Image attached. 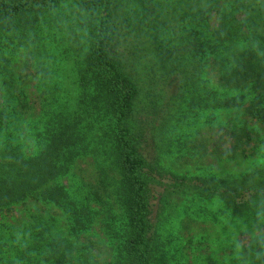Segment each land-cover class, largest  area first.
I'll list each match as a JSON object with an SVG mask.
<instances>
[{"label": "trees", "instance_id": "trees-1", "mask_svg": "<svg viewBox=\"0 0 264 264\" xmlns=\"http://www.w3.org/2000/svg\"><path fill=\"white\" fill-rule=\"evenodd\" d=\"M66 4L75 5L74 13ZM71 17L82 38L72 48L75 93L55 99L43 129L29 135L38 148L30 156L22 144L28 138L19 133L29 106L14 98L3 50L48 37L51 27L74 24ZM123 35L137 43L134 60L149 65L127 66L115 48ZM78 38L72 34L73 43ZM0 65L7 78L0 103V214L34 201L62 208L70 225L83 227L89 209L70 201L58 181L78 158L93 155L98 186L88 202L99 204L107 218L114 207L121 210L117 225L112 221L118 248L108 264H160L153 174L169 173L160 155L185 146L177 131L187 120L244 112L249 121L218 127L230 142L223 152L228 162L247 160L263 143L264 0H0ZM208 66L222 92L207 83ZM173 180L179 197L218 200V222L237 259L264 264V162L237 174ZM167 196L159 200L160 222L166 208L173 209ZM49 225L36 218L14 227L12 237L1 232L0 264H97L90 247L72 235L58 236Z\"/></svg>", "mask_w": 264, "mask_h": 264}, {"label": "rangeland", "instance_id": "rangeland-1", "mask_svg": "<svg viewBox=\"0 0 264 264\" xmlns=\"http://www.w3.org/2000/svg\"><path fill=\"white\" fill-rule=\"evenodd\" d=\"M68 12L75 5H65ZM73 12V11H72ZM74 13V12H73ZM64 28L51 27L46 36L29 41L23 45H14L4 49L5 57L9 61L15 80L14 98L16 101L27 102L29 112L23 113L20 122V135L28 138L22 139L27 155H33L37 146L29 135L43 129L49 116L53 112L55 99L62 97L68 100L75 93V61H77L74 46L79 44L80 27L75 20ZM217 18L213 17L210 25L214 26ZM78 35L76 43L72 42V34ZM73 44V47L72 45ZM139 45V44H138ZM117 52L124 58L130 68L135 70L143 68L144 62L137 63L134 60L137 43H131L130 38L119 36L116 46ZM134 48V49H133ZM142 50L143 47H141ZM139 49V46H138ZM2 65H0L1 67ZM0 68V103L7 96L2 83L7 80ZM207 83L216 91L222 92V88L216 83V76L210 66L205 69ZM145 102V100H143ZM244 112L224 113L206 112L194 119L187 120L178 129L177 135H181L185 146L175 149L174 154L160 155V162L166 174L162 176L153 174V196L155 207L153 221L157 225L162 238L163 255L160 264H242L232 249L224 226L218 222L220 218L217 211L221 208L220 202H203L198 199L179 197L180 189L173 188V176L179 177H221L229 171L234 174L241 173L249 165L264 162V126H258L262 133L263 143L254 151H250L247 160L228 162L224 153L230 148V142L226 135L218 130L219 126L226 123L235 124L239 121H249ZM141 121L150 122L144 116ZM148 124L144 125L147 126ZM171 133H169V136ZM166 135L164 136V138ZM166 144V142H165ZM151 145V144H150ZM152 152V148L148 145ZM177 151V152H176ZM150 159L152 153L147 155ZM95 156L89 155L78 158L70 172L58 181V184L68 193L70 201L79 206L86 207L87 216L83 217V227L70 225L67 213L52 204L27 203L10 212L0 214V233L4 232L10 237L16 234L14 227H23L26 223L34 222L36 218L46 220L52 227V232L58 236L72 235L73 239L81 240L82 244L91 248L97 264H108L116 254L118 237L111 231L112 221L117 225L121 210L114 207L108 212V218L104 209L95 201L88 202L89 191L98 186V166ZM176 191V194L173 191ZM168 193L173 209L166 208L160 222L158 216L159 200ZM176 207H174V204ZM13 227V228H12ZM63 231V232H62ZM233 253H232V252Z\"/></svg>", "mask_w": 264, "mask_h": 264}]
</instances>
